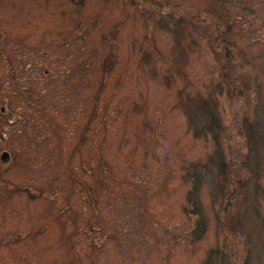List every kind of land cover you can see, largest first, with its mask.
Instances as JSON below:
<instances>
[{"label": "rangeland", "instance_id": "374dc122", "mask_svg": "<svg viewBox=\"0 0 264 264\" xmlns=\"http://www.w3.org/2000/svg\"><path fill=\"white\" fill-rule=\"evenodd\" d=\"M241 116L264 131V0H0V264H264V142L221 215Z\"/></svg>", "mask_w": 264, "mask_h": 264}, {"label": "trees", "instance_id": "16d2710c", "mask_svg": "<svg viewBox=\"0 0 264 264\" xmlns=\"http://www.w3.org/2000/svg\"><path fill=\"white\" fill-rule=\"evenodd\" d=\"M76 1H79V4L81 3V5H82V3L85 1V0H76ZM220 29H218V30H216L217 31V33H219L218 31H219ZM219 36H221V39H220V44L218 45L219 47H221V45H223L224 43H228V41H226V40H224L223 39V37H225V36H223L222 34H221V32H220V35ZM228 46H232V44L230 43V45H228ZM229 63V62H228ZM230 69L227 71V73H229V78H227L226 79V81L230 84V86H228V89L230 90L231 89V87L232 86H235V89H234V94L232 95V96H235V90L237 91V89L238 90H240L243 86L241 85V83L240 84H237L236 82H237V79L238 78H240V76H238L237 75V67H235V66H230L229 67ZM226 78V77H225ZM242 86V87H241ZM223 87V86H222ZM231 91V90H230ZM232 92H233V90H232ZM244 93H245V91H244ZM217 95H218V93H217ZM202 114H203V122L205 123V127L207 128V126H209L210 125V122H211V119L212 120H214V123L215 124H217V129L214 131V132H212V133H214L213 134V136H214V139H215V141L217 140V138L219 137L218 135V132H219V130H220V128H222V126H221V124L219 123V121L218 120H216V119H214L215 117H216V110H215V107H214V105H212V104H208V107H205V108H203V110H202ZM241 117H243V116H241ZM241 117L239 118V120H237L238 118L237 117H233L232 118V121H230V123H229V127H228V129H229V131H230V137L232 138V141L234 142V145L235 146H231V150H229V152L231 153V154H233V156H232V162L234 163V161H239V160H241V159H247V157H245V150L243 151V148L245 147V145H250L252 148H257L261 143H263L264 142V135H263V133H260L259 131H260V129H259V126L257 125L256 127H255V125L254 124H246V126H245V122H247L246 120L245 121H243V123H244V125L241 123V124H239L240 123V119H241ZM213 123V124H214ZM248 123V122H247ZM254 125V126H253ZM211 127H214L213 125H211ZM210 127V128H211ZM236 127V128H235ZM245 128V129H248L249 130V134H248V137H246V139L242 136V135H240L239 133H238V128ZM252 129H251V128ZM257 129V130H256ZM212 130V129H211ZM259 130V131H258ZM213 131V130H212ZM237 136H239L240 137V140H238L237 139ZM237 141V142H236ZM245 143V144H244ZM254 145V146H253ZM216 150V152L214 153V157L215 158H217V156H220L219 154H221V156L223 157H221V163H219V162H217V163H215V168H218L219 169V175H220V177L221 178H223V180L225 181V182H227L228 184H231L230 182H228L229 181V179H230V176H231V174H232V170H230V167H231V165H232V163H227V162H225L223 159H225L226 158V154L223 152V150L221 149V150H217V149H215ZM219 153V154H218ZM251 154V153H250ZM215 161V160H214ZM213 161V162H214ZM248 161L250 162V157L248 158ZM233 169V168H232ZM234 171V170H233ZM230 173V174H229ZM197 187L195 186V189H196ZM215 188V187H214ZM90 189V188H89ZM91 190V189H90ZM215 191H217V187L215 188ZM91 192H92V190H91ZM194 192H195V190H194ZM223 195H225L226 196V194H227V191L226 190H224V192L222 193ZM189 201H191V199H189ZM192 202V201H191ZM186 214H187V210H186ZM192 214L193 215H199V214H201V212H200V206H198V199H196L195 198V196H194V199H193V212H192ZM188 215V214H187ZM200 223V222H199ZM198 223V224H199ZM202 223V227L204 226V224H205V222L204 221H202L201 222ZM197 232H198V230H196L195 231V235L197 234Z\"/></svg>", "mask_w": 264, "mask_h": 264}, {"label": "flooded vegetation", "instance_id": "af4514ba", "mask_svg": "<svg viewBox=\"0 0 264 264\" xmlns=\"http://www.w3.org/2000/svg\"><path fill=\"white\" fill-rule=\"evenodd\" d=\"M18 82H22L23 83L22 80H18ZM245 120L248 122V123L245 122V126H246V124H254L253 122H255L254 120L250 121L245 116H243V117H241L239 124L242 123L244 125L243 121H245ZM249 121H250V123H249ZM259 132L262 133L264 131H262L260 129ZM238 133L240 135H242L246 139V137H248V134L250 132H249L248 129H245L244 127L243 128L239 127L238 128ZM245 157H247V159H241L239 161H234V166H233V170L234 171L232 172L233 177H234L233 189L226 196L227 202L225 203L224 207L222 208L221 215L224 214V213L229 214L231 211H232V213H235V212L239 211L236 208V203L239 202L240 199H241V196H240L241 192L245 193L246 190L248 189V185H249V180H248L247 174H245V172H247L249 170V173H250V169H251V171L253 169L251 167V165H250V162L248 161V158L250 157V152L245 154ZM234 200H236V201H234ZM205 227H206V223L204 224V228ZM194 234L195 233L192 232V236H194ZM200 235H201V233L199 231V232H197V234L195 236H196V238H198Z\"/></svg>", "mask_w": 264, "mask_h": 264}, {"label": "water", "instance_id": "95a60500", "mask_svg": "<svg viewBox=\"0 0 264 264\" xmlns=\"http://www.w3.org/2000/svg\"><path fill=\"white\" fill-rule=\"evenodd\" d=\"M9 158H10L9 154L8 153H4V154H2L0 160H1L2 163H6V162H8Z\"/></svg>", "mask_w": 264, "mask_h": 264}]
</instances>
